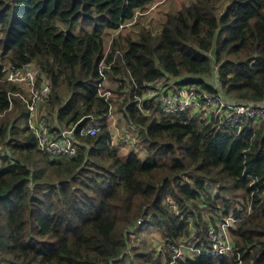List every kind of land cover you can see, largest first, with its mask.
Returning <instances> with one entry per match:
<instances>
[{
  "label": "trees",
  "instance_id": "trees-1",
  "mask_svg": "<svg viewBox=\"0 0 264 264\" xmlns=\"http://www.w3.org/2000/svg\"><path fill=\"white\" fill-rule=\"evenodd\" d=\"M153 1L0 0V112L9 92L19 91L1 81L2 66L32 62L48 85L37 114L53 115L50 131L89 115L102 122L95 135L76 137L75 156L50 160L29 128L26 103L20 113L15 97L17 108L0 117V264H237L234 255L173 252L182 241L210 246L213 221L204 208L240 217L242 192L252 212L233 243L240 264H264V120L240 134L222 131L206 116H163L159 99L140 109L131 89L119 112L138 127L146 153L122 159L110 144L109 103L97 94L103 60L106 74L136 82L137 95L159 79L213 92L205 79L215 77L226 100L264 103V0H189L166 14L156 34L142 28L135 38L118 36L105 52L104 30L117 31ZM147 227L157 229L158 249L133 239Z\"/></svg>",
  "mask_w": 264,
  "mask_h": 264
},
{
  "label": "built area",
  "instance_id": "built-area-1",
  "mask_svg": "<svg viewBox=\"0 0 264 264\" xmlns=\"http://www.w3.org/2000/svg\"><path fill=\"white\" fill-rule=\"evenodd\" d=\"M109 68L110 64L103 60L100 62L98 66L100 78L97 84V94L109 103L108 117L111 115L112 104L109 100L111 91L105 86L107 83L105 70ZM1 72L3 82L16 85L24 93L20 96L27 105L28 125L34 130L38 148L42 152L53 158H72L77 153L76 137L92 136L99 131L102 122L92 115L87 116L86 119L81 118L59 131H50L48 120L37 114V109H40L46 101L48 92L45 80L38 82L39 68L32 62L20 67L4 64ZM132 83V97L138 102L137 106L141 109L143 100L150 102L152 99H159L160 112L163 116L182 112H187L189 115L201 114L207 117V122L213 119L218 130H232L235 134H240L249 123L255 126L264 120V103L253 105L247 102L226 100L219 89L218 82L213 83L214 91L209 92L198 83L177 86L174 82L159 79L144 83V87L140 89L141 95L136 93L138 90L136 82L132 80ZM23 85L28 86L29 90L24 89ZM9 103L8 109L12 105L10 99ZM232 219L229 216L224 217L216 226L210 227L208 231L210 246L200 248L195 246L193 241H182L178 246V251L173 252V257H184L185 253L190 256L201 254L214 256L215 259H219L222 255L226 257L234 255L237 264H240V251L234 245L231 233Z\"/></svg>",
  "mask_w": 264,
  "mask_h": 264
},
{
  "label": "rangeland",
  "instance_id": "rangeland-1",
  "mask_svg": "<svg viewBox=\"0 0 264 264\" xmlns=\"http://www.w3.org/2000/svg\"><path fill=\"white\" fill-rule=\"evenodd\" d=\"M188 1L189 0H155L151 2L149 5H147L145 8L135 12L136 15L133 18V21H130L125 25H120L117 31L104 30L105 32H107L104 34L105 52L109 51L111 41L113 42V40L118 36H120L121 38L128 36L135 38L138 32L142 28H146L150 30L153 34H156L159 30V27H161V23L165 19L166 14L168 12H174L179 5L187 4ZM224 6L225 5L220 4L219 5L220 10L223 9ZM0 61H1V57H0ZM41 77L42 79H44L42 74ZM121 79H123V83H124V87L122 88L119 87V85L121 84ZM205 80H207V82H211L214 84H216L217 82L215 77H210ZM105 86L107 89L111 91L110 99L112 104V110H111V115L107 117V122H106L107 128L111 135L110 144L118 150L117 151L118 155L122 159H124V157L128 155L129 151H135L140 157H144L146 151L144 146L140 143L137 137L138 127L127 122L119 112V108H120L119 106H121L123 102H127L128 97L130 95L131 85L128 81V77L124 78L122 76H117V75L114 76L112 73H107V83ZM22 87L26 90H29V87L26 85H23ZM16 89H19V91L16 90L17 92H9L12 101V105H11L12 107L10 106L8 110L0 112V117L4 116L6 112L13 111L14 109L17 108L16 104H14L13 101L15 97H19L22 101V102L20 101L22 106H19V112L20 113L25 112L26 110V107H24L25 101L20 96L22 94V91L18 87ZM132 98L134 99V97ZM41 107L45 108V103L41 105L40 108ZM35 115H36V110H35ZM39 115H40V111H39ZM45 115H46L45 118L48 120L49 123L53 115H48L46 109H45ZM190 115H195V114H190ZM199 115H196L198 119L205 118V115H201L200 117H198ZM22 120H21V126H23ZM49 159L51 160L53 159V157H49ZM215 187L216 185L208 184L206 189L211 192L210 194L211 197L217 200V189ZM221 195L223 197H227L228 193L227 192L222 193ZM243 204L246 205L247 211L241 213L240 217H235L233 214H228L220 218L218 214L212 213L210 210L204 208L205 215L208 220L211 219L213 221L211 227L216 226V223L219 220L223 219L224 217H228V216L232 217L233 218L231 224L232 225L231 233H232L238 228L240 223L244 221L252 212L251 198H249L247 194L244 192L238 195L235 201V206L242 207ZM158 238H159V233L157 229L152 227H147L143 229L142 234H138L137 232H134L133 234V239L136 242L142 243L143 240L149 241L152 242L156 246V248L157 247L159 248L161 246V243L158 242Z\"/></svg>",
  "mask_w": 264,
  "mask_h": 264
},
{
  "label": "clouds",
  "instance_id": "clouds-1",
  "mask_svg": "<svg viewBox=\"0 0 264 264\" xmlns=\"http://www.w3.org/2000/svg\"><path fill=\"white\" fill-rule=\"evenodd\" d=\"M1 81H2V80H1ZM176 81H177V80H176ZM188 84H189V83H188ZM175 85H177L176 82H175ZM184 85H185V84H184ZM177 86H181V85H177Z\"/></svg>",
  "mask_w": 264,
  "mask_h": 264
}]
</instances>
